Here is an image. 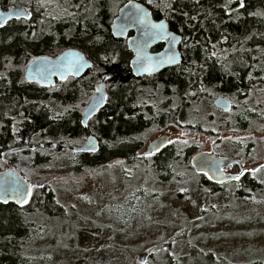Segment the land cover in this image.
I'll return each mask as SVG.
<instances>
[{"label": "trees", "instance_id": "obj_1", "mask_svg": "<svg viewBox=\"0 0 264 264\" xmlns=\"http://www.w3.org/2000/svg\"><path fill=\"white\" fill-rule=\"evenodd\" d=\"M178 2L174 6L180 7L183 17L177 13L169 23L183 34L181 63L156 77L139 78L128 73L126 47L110 35L113 0H0L2 8L26 5L30 12L29 17L11 19L0 28V171L6 168L1 161L4 149L34 144L38 139L45 143L42 138L72 139L83 132L99 138L100 147L97 152L81 154L76 164L79 169L94 171L116 158L126 162L143 159L136 153L144 146L146 134L168 123L205 132L204 121L196 125L189 122L190 107L193 102L206 103L210 89L242 97L257 77L264 82V0H247L243 15L234 20H226L220 0ZM229 45L230 70L224 58ZM67 47L83 50L93 66L79 78L57 81L56 87L64 84L66 91L55 90L56 99L67 102L78 92L87 96L100 75H108L102 80L106 81L109 97L98 116L92 118V127L79 125L73 109L53 118L31 102H37L42 89L24 78L25 66L35 56H56ZM258 68L261 72L255 73ZM157 95L162 96L158 105L149 102ZM21 112L23 119L15 125ZM235 126L244 127L237 118ZM175 150L166 147L157 155L154 169L163 171L172 164L178 158L172 153ZM195 152L194 145L182 147L184 164ZM41 158L36 163L46 161V157ZM196 176L199 185L217 188L204 173ZM240 180L244 189L264 191V185L248 173ZM64 215V208L46 185L33 188L24 205L0 203V264L23 263L24 241L35 230L29 228L32 223L28 218ZM195 252L200 260L188 264H221L211 253L191 247L189 253ZM187 256L175 260L164 253L155 263L183 264Z\"/></svg>", "mask_w": 264, "mask_h": 264}, {"label": "rangeland", "instance_id": "obj_2", "mask_svg": "<svg viewBox=\"0 0 264 264\" xmlns=\"http://www.w3.org/2000/svg\"><path fill=\"white\" fill-rule=\"evenodd\" d=\"M160 1L153 4L168 12L172 0ZM103 84L108 92L106 81ZM59 86L54 89L66 91V85ZM82 95L76 93V101L65 105L55 99L52 115L81 110L89 97ZM219 95L230 99L229 112L213 105ZM161 97L149 102L158 105ZM190 110L189 122L204 121L205 132L168 124L146 134L139 153L160 134L169 137L165 147L176 149L178 158L163 171L154 169L153 154L133 162L116 158L94 171L79 169L81 157L70 147L82 143L84 132L62 141L42 138L47 146L37 145L38 139L34 149L4 151L6 168L13 167L31 182L32 190L51 188L65 210L62 217L28 218L35 230L24 241L22 264H157L164 253L175 260L188 255L183 263L188 264L200 260L198 253H189L191 247L211 253L221 264H264V191L244 189L240 180L247 172L264 185V82L257 77L242 97L210 89L206 103L193 102ZM235 118L243 128L235 126ZM94 123L91 119L88 125ZM185 145H194L195 154L234 157L244 169L214 190L203 187L191 165L195 154L183 162ZM41 157L46 161L36 163ZM235 169L238 172L236 166L228 171Z\"/></svg>", "mask_w": 264, "mask_h": 264}, {"label": "water", "instance_id": "obj_3", "mask_svg": "<svg viewBox=\"0 0 264 264\" xmlns=\"http://www.w3.org/2000/svg\"><path fill=\"white\" fill-rule=\"evenodd\" d=\"M118 14L113 18L110 25L114 37L123 38L128 31L134 30L135 34L128 40V47L134 52L130 61L131 71L134 76L139 77L145 74H154L165 67L178 64L182 60L178 44L181 36L170 31L168 23L162 19L154 21L150 11L139 0H125ZM240 5L242 4V0ZM29 12L24 6H8L2 8L0 5V28L11 19L27 18ZM19 17V18H17ZM163 23V29L158 26ZM175 37V39H173ZM163 41L165 46L159 53H151L150 47L155 43ZM91 62L84 54L74 48H68L57 56L47 55L36 56L31 59L24 69V76L29 81H36L40 85H51L54 79H64L71 75L78 77L84 73ZM150 69V70H149ZM106 91L103 80L96 86L94 93L90 96L87 104L82 110V125L86 126L87 121L104 106ZM213 105L222 110H229L231 103L225 96L219 95L214 98ZM168 142L166 135L158 136L146 145L143 155L151 154L165 146ZM25 148H34V145H22L9 148L6 152H13ZM70 149L74 152H97L99 141L89 134L82 144L72 145ZM191 165L196 172L205 173L208 179L214 183H224L234 180L237 177L235 172H225L231 166L242 167L238 159L230 156H218L211 152H200L191 159ZM19 186L22 192L14 189ZM32 184L22 177L13 167L0 171V203L13 202L16 205H24L30 198ZM20 197V198H18ZM26 201V202H23Z\"/></svg>", "mask_w": 264, "mask_h": 264}, {"label": "flooded vegetation", "instance_id": "obj_4", "mask_svg": "<svg viewBox=\"0 0 264 264\" xmlns=\"http://www.w3.org/2000/svg\"><path fill=\"white\" fill-rule=\"evenodd\" d=\"M181 2L182 0H172L171 1V3H170V5H169V10H168V12H165V11H163L162 9H163V7H161V6H156V5H154L153 4V2H155V3H158V4H160V0H154L153 2L151 1V0H139L138 2L139 3H141V4H143L149 11H150V14H151V17H152V19L154 20V21H160V20H162V19H164L167 23H168V28H169V30L170 31H172V32H174V33H176V34H178V35H180L181 36V41L179 42V44H178V49H179V52L181 53V56H182V54H183V52H182V49H183V34H182V31H180V30H175V29H172V27L170 26V23H169V21L172 19V18H175V16H177L178 15V17H183L182 16V12H181V9H180V7H176V6H174L175 4H176V2ZM191 1H193L194 3L196 2H199V1H203V0H191ZM221 2H223L224 4H223V7H222V9L224 10V15H225V18H226V20H229V19H232V20H234V19H237L238 17H240V16H242L243 14L241 13V11H242V8L244 7V5H245V3H246V1L247 0H242V4L240 5V1L239 0H220ZM127 1H125V0H113V3H114V13H113V15H112V17H111V19H110V22H109V24H108V27H109V31H110V35L113 37V38H115V39H118V40H120V42L122 43V45L123 46H125L126 48V51H127V55H128V57H127V67H128V73L130 74V75H132L133 77H136V76H134V74L132 73V71H131V67H130V61H131V59H132V57L134 56V52L131 50V49H129V47H128V40H129V38H131V37H133L134 36V34H135V31L134 30H130V31H128V33H127V35L125 36V37H123V38H119V37H114L113 36V34H112V32H111V28H110V25H111V23H112V20H113V18L118 14V11H119V9H120V7L123 5V4H125ZM178 2V3H179ZM115 4H116V6H115ZM27 9V8H26ZM29 12V11H28ZM178 13V14H177ZM30 14V13H29ZM177 14V15H176ZM29 17V16H28ZM164 46H165V43L163 42V41H159V42H157V43H155L152 47H150V52L151 53H159V52H161L162 50H163V48H164ZM68 48H74V49H77V50H79V51H81L83 54H84V56H85V58L87 59V60H89L90 62H91V64H90V66H88L87 68H86V70L84 71V73L87 71V69H89V68H92V66H93V61L85 54V52L83 51V50H81V49H79V48H77V47H67V48H65V49H68ZM226 48H227V54L226 55H224V58L226 59V61H227V63H226V67H228V69L230 70L231 69V65L229 64V53H230V51L232 50V47H231V45H229V46H226ZM65 49H63L62 51H64ZM62 51H60V52H62ZM59 52V53H60ZM58 53V54H59ZM57 54V55H58ZM56 55V56H57ZM38 56H40V55H38ZM48 56V55H47ZM36 57V56H35ZM51 57H55V56H51ZM183 57V56H182ZM217 57V56H216ZM33 59V58H32ZM181 63V62H180ZM180 63H178V64H175V65H172V66H169V67H165V68H163L162 70H166V69H169V68H171V67H176V65H179ZM25 69V68H24ZM227 69V68H226ZM162 70H159V71H157V72H155L154 74H145V75H141V76H139V78L140 77H156ZM228 70V71H229ZM250 70H251V68H250ZM252 72V71H251ZM261 72V68H258L257 70H255V73H260ZM84 73L82 74V75H80V76H78V77H74V76H71V75H69V76H67V77H65L64 79H62V80H60V79H54V82H53V84H51V85H49V86H47V85H40V84H38L36 81H29V80H27L26 78H25V76H24V78L27 80V81H29V82H32V83H35L36 84V88L38 87V88H41L42 89V92H41V94L40 95H38L36 98H37V102H33V101H31L32 102V104L34 103L35 105H34V107L36 108V109H38V108H41V109H45L47 112H48V117H53L54 118V115H52V111H51V109H52V106H54L53 104H54V102L57 100V102H59L60 104H62V105H65V104H67V103H74V101H76L75 99H76V95L73 97V98H71V99H69L70 101H67V102H61V101H59L58 99H56V91H55V87H56V82L57 81H65L66 79H68V78H72V79H76V78H79V77H81V76H83L84 75ZM23 75H24V71H23ZM101 76V80L102 79H107V77H108V75H100ZM104 82V81H103ZM99 83V82H98ZM97 83V84H98ZM96 84V85H97ZM95 85V86H96ZM94 89H95V87H94ZM105 89V88H104ZM95 91V90H94ZM94 91L92 92H90V94H89V97H88V99H87V101L84 103V105H82V108H81V110H79V109H77V108H74L73 110L75 111V117H74V119L78 122V124L79 125H81V126H83L82 125V110H83V108L85 107V105L87 104V102H88V100H89V98H90V96L94 93ZM106 91V90H105ZM84 97H86L85 95H83ZM223 96V95H222ZM108 97H109V95H108V92L106 91V97H105V103H104V105L107 103V100H108ZM227 98V97H226ZM38 99H39V101H38ZM56 99V100H55ZM229 99V98H228ZM229 101H230V99H229ZM231 103V102H230ZM102 108H100L98 111H97V113L95 114V115H93L91 118H89L88 119V121H87V124H86V126H83V127H87V125H88V122H89V120H91L92 118H94L95 116L97 117L98 116V113L100 112V110H101ZM217 109H219V108H217ZM70 110H72V108H70L69 110H68V114H69V111ZM219 110H221V109H219ZM231 110V108L229 109V110H221V111H223V112H229ZM73 111V112H74ZM50 115V116H49ZM23 116H24V112H21V114H20V116H18V117H21V120L23 119ZM49 120V119H48ZM15 125H17L19 122L17 121V120H15ZM168 124H173V125H175L174 123H168ZM168 124H166V125H168ZM166 125H164V126H166ZM90 133H87V134H85V138L89 135ZM162 134H160L159 136H161ZM167 137H168V135H166ZM158 137V136H157ZM97 138V137H96ZM156 138V137H155ZM98 139V141H99V147H100V140H99V138H97ZM154 139V138H153ZM85 140V139H84ZM83 140V141H84ZM168 140H169V137H168ZM83 141H82V143H83ZM81 143V144H82ZM54 144H56V143H54ZM148 144V143H147ZM168 144V142L165 144V146ZM22 145H34V148L37 146L36 144H22ZM22 145H17V146H22ZM39 145L40 146H47V143L45 142H41V143H39ZM57 145H59L58 143H57ZM80 145V144H79ZM165 146H163L162 148H160L159 150H157V151H155V152H152L151 154H148V155H152L153 154V156H154V158L157 156V155H159L166 147ZM13 147H16V146H13ZM68 147H70V146H68ZM9 148H11V147H9ZM9 148H7V149H9ZM34 148H25V149H20V150H30V149H34ZM7 149H4L2 152H1V158L2 159H4V156H3V152L5 151V153H6V151H7ZM17 151H19V150H17ZM77 154H79L80 156H81V154H83V153H93V152H76ZM143 153V152H142ZM142 153H139V152H137L136 154L138 155V156H141V157H145V156H147V155H143ZM172 153H174V155L175 156H177V153H176V151H172ZM42 156V155H41ZM239 166V165H238ZM238 166H236L237 168H238V172H237V170L235 169V173H237V176H238V173L239 172H242L243 171V169L244 168H242V171H240V169H239V167ZM240 166H241V164H240ZM242 167V166H241ZM230 168V167H229ZM228 168V169H229ZM228 169L227 170H224L225 172H230V171H228ZM205 174V173H204ZM245 174H247V172H245L244 174H242L241 176H243V175H245ZM206 175V174H205ZM207 176V175H206ZM208 178V177H207ZM209 180V179H208ZM210 181V180H209ZM211 182V181H210ZM211 183H213L214 185H216V186H218L219 184H221V183H214V182H211ZM225 183V182H224Z\"/></svg>", "mask_w": 264, "mask_h": 264}, {"label": "snow or ice", "instance_id": "obj_5", "mask_svg": "<svg viewBox=\"0 0 264 264\" xmlns=\"http://www.w3.org/2000/svg\"><path fill=\"white\" fill-rule=\"evenodd\" d=\"M17 18H19V17H17ZM153 27H159L160 29H163L164 25H163V23H161L160 25H158V26L154 25ZM173 39H175V37H173ZM82 123H83V121H82ZM14 191H16V192H22V190H21V188L19 186H17L14 189ZM18 198H20V197H18ZM23 202H26V201H23Z\"/></svg>", "mask_w": 264, "mask_h": 264}]
</instances>
